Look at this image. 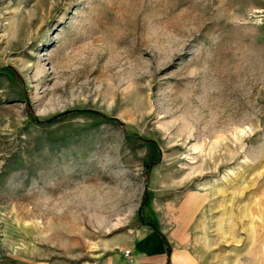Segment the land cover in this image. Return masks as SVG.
I'll use <instances>...</instances> for the list:
<instances>
[{
	"label": "rangeland",
	"instance_id": "obj_1",
	"mask_svg": "<svg viewBox=\"0 0 264 264\" xmlns=\"http://www.w3.org/2000/svg\"><path fill=\"white\" fill-rule=\"evenodd\" d=\"M171 263L264 264V0H0V264Z\"/></svg>",
	"mask_w": 264,
	"mask_h": 264
},
{
	"label": "trees",
	"instance_id": "obj_2",
	"mask_svg": "<svg viewBox=\"0 0 264 264\" xmlns=\"http://www.w3.org/2000/svg\"><path fill=\"white\" fill-rule=\"evenodd\" d=\"M74 112L91 113V114H94V115L100 116V117H102L103 119H108V118H106V116H104V115H102V114H99L98 112H93V111H89V110H80V111L76 110V111H72V112H70V113H74ZM62 116H63V114H62V115L55 116V117H52V118L46 120L45 122L52 121V120L54 121V119H57V118L62 117ZM34 121H36V122L39 123V124H42V122H40V121L38 122V120H37L36 118H34ZM110 121H111L113 124H115V125H117V126H119V127L122 126V125L120 124V122H118L117 120L110 119ZM140 139L143 140V142H146L147 145H149V146H151L152 148L156 149V151H157V147H156V145H155L154 142H152V141H150V140H145V139H142V138H140ZM148 172H149V169H147L146 173H148ZM144 201H145V200H144ZM144 201H143V202H144ZM144 224L150 226V227L152 228V230H154L155 233H157L158 237H159L161 240H163V241L165 242L164 238H163V237L157 232L156 228H155L151 223H149V222H145ZM165 250H166V253L168 254L170 248H169V246H168V244H167L166 242H165Z\"/></svg>",
	"mask_w": 264,
	"mask_h": 264
},
{
	"label": "crops",
	"instance_id": "obj_3",
	"mask_svg": "<svg viewBox=\"0 0 264 264\" xmlns=\"http://www.w3.org/2000/svg\"><path fill=\"white\" fill-rule=\"evenodd\" d=\"M171 264H176V263H171Z\"/></svg>",
	"mask_w": 264,
	"mask_h": 264
}]
</instances>
